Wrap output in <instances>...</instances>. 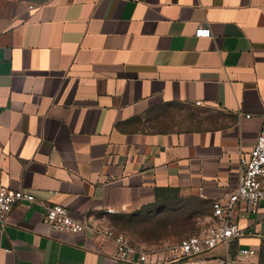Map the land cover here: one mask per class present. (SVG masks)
Wrapping results in <instances>:
<instances>
[{
    "label": "crops",
    "instance_id": "0c3cea01",
    "mask_svg": "<svg viewBox=\"0 0 264 264\" xmlns=\"http://www.w3.org/2000/svg\"><path fill=\"white\" fill-rule=\"evenodd\" d=\"M263 123L264 0H0V186L36 199L0 224V264H125L112 240L50 229L39 203L115 233L175 195L200 234ZM234 220L258 255L261 212ZM179 243L131 246L129 264H188Z\"/></svg>",
    "mask_w": 264,
    "mask_h": 264
},
{
    "label": "built area",
    "instance_id": "2783aa9c",
    "mask_svg": "<svg viewBox=\"0 0 264 264\" xmlns=\"http://www.w3.org/2000/svg\"><path fill=\"white\" fill-rule=\"evenodd\" d=\"M32 8V7H30ZM207 29H197V37L208 36ZM247 117V116H246ZM28 206L36 199L23 191H13L0 186V224L4 225L11 209L18 203ZM246 204L249 213L261 212L264 223V123L258 133L254 146L249 154L240 158V173L237 187L212 202V224L200 234L180 241L177 252L181 261L188 264H206L208 255L221 247L224 250L215 264H242L241 259H252L257 256L254 249H241L240 241L252 236L234 220V213L240 204ZM43 208V223L53 231L67 234L93 233L103 239L112 240L115 244L113 259L121 263H131V256L136 251L129 245L124 236L111 230L94 229L88 224L76 221L69 210L62 205L39 203ZM107 214L115 211L106 209ZM139 262L144 263L145 255L139 254Z\"/></svg>",
    "mask_w": 264,
    "mask_h": 264
},
{
    "label": "rangeland",
    "instance_id": "374dc122",
    "mask_svg": "<svg viewBox=\"0 0 264 264\" xmlns=\"http://www.w3.org/2000/svg\"><path fill=\"white\" fill-rule=\"evenodd\" d=\"M189 205V202L181 201L174 195L169 201L156 207H146L134 214L115 218L112 224L117 228L115 233L124 236L133 247L144 242L152 243L159 240H164L169 245H177L180 241L198 233L197 227H193L188 216ZM211 221L206 224L207 227L212 224ZM189 230L192 232L188 233ZM222 252L224 253L223 248H219L218 253L223 255ZM253 261V264H264V241Z\"/></svg>",
    "mask_w": 264,
    "mask_h": 264
},
{
    "label": "trees",
    "instance_id": "16d2710c",
    "mask_svg": "<svg viewBox=\"0 0 264 264\" xmlns=\"http://www.w3.org/2000/svg\"><path fill=\"white\" fill-rule=\"evenodd\" d=\"M260 248H261V246H260ZM262 254V251H261V249H260V255Z\"/></svg>",
    "mask_w": 264,
    "mask_h": 264
}]
</instances>
